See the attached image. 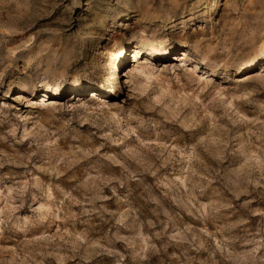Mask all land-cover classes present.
Segmentation results:
<instances>
[{
	"label": "rangeland",
	"instance_id": "obj_1",
	"mask_svg": "<svg viewBox=\"0 0 264 264\" xmlns=\"http://www.w3.org/2000/svg\"><path fill=\"white\" fill-rule=\"evenodd\" d=\"M0 264H264V0H0Z\"/></svg>",
	"mask_w": 264,
	"mask_h": 264
},
{
	"label": "bare ground",
	"instance_id": "obj_2",
	"mask_svg": "<svg viewBox=\"0 0 264 264\" xmlns=\"http://www.w3.org/2000/svg\"><path fill=\"white\" fill-rule=\"evenodd\" d=\"M162 46V45H161ZM149 50H156V48L155 47H151V48H149ZM139 52H140V49L138 48V47H134V51H133V57L132 58H136V56L139 54ZM116 68V67H115ZM139 71V70H138ZM136 72V71H135ZM138 73V72H137ZM140 73L142 74L143 73V70L141 71L140 70ZM118 76V75H117ZM124 77H127V74L125 73L124 74V76H123V78ZM115 80V79H114ZM116 81V83L115 84H119V82H118V80H115ZM121 82V81H120ZM120 85V84H119ZM118 85V86H119ZM54 89V94H57V92H58V90H59V86H58V84H56L54 87H53Z\"/></svg>",
	"mask_w": 264,
	"mask_h": 264
}]
</instances>
